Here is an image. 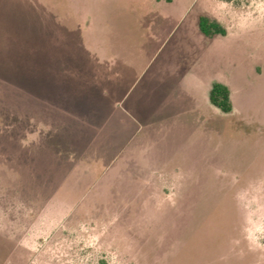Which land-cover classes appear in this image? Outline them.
<instances>
[{
  "label": "rangeland",
  "instance_id": "obj_1",
  "mask_svg": "<svg viewBox=\"0 0 264 264\" xmlns=\"http://www.w3.org/2000/svg\"><path fill=\"white\" fill-rule=\"evenodd\" d=\"M0 264H264V0H0Z\"/></svg>",
  "mask_w": 264,
  "mask_h": 264
},
{
  "label": "trees",
  "instance_id": "obj_2",
  "mask_svg": "<svg viewBox=\"0 0 264 264\" xmlns=\"http://www.w3.org/2000/svg\"><path fill=\"white\" fill-rule=\"evenodd\" d=\"M199 30L206 36L225 35L226 29L216 20H211L206 15H200L198 19ZM210 102L224 113H229L233 109L230 97V89L222 82L216 81L212 84Z\"/></svg>",
  "mask_w": 264,
  "mask_h": 264
},
{
  "label": "crops",
  "instance_id": "obj_3",
  "mask_svg": "<svg viewBox=\"0 0 264 264\" xmlns=\"http://www.w3.org/2000/svg\"><path fill=\"white\" fill-rule=\"evenodd\" d=\"M198 81H199V77L196 76L194 70L191 67L190 62H188L187 63V67L181 72V74L179 76L178 85L181 86V89L183 90V92H185V89L187 88V90L190 92L189 94H193L195 84L197 85L200 82V81L199 82ZM214 82H216V81H213L212 83H208L206 85V91H207L206 94H208V99H209V94H210V90H211L212 84ZM219 82H221V81H219ZM222 83L227 85L229 87V89H230V97H231V101H232V104H233V109H232L231 112H233L235 110V103H234L233 98H232V96H233L232 89H231V87L229 86V84L227 82L223 81ZM209 101H210V99H209ZM210 105H212V107H214L216 112H217V109H219V108L214 106L211 102H210ZM183 109H185V113H186V115L188 117L190 116V114L193 117L194 114H197L199 112V108L197 107V105H196V107H194V105L181 107L179 112L181 113ZM180 117L181 116H179L178 118H180Z\"/></svg>",
  "mask_w": 264,
  "mask_h": 264
}]
</instances>
